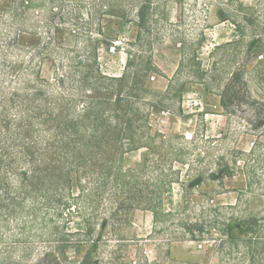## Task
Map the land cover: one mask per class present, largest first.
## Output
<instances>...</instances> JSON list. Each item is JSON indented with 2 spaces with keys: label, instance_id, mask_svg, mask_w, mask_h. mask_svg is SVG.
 Wrapping results in <instances>:
<instances>
[{
  "label": "rangeland",
  "instance_id": "rangeland-1",
  "mask_svg": "<svg viewBox=\"0 0 264 264\" xmlns=\"http://www.w3.org/2000/svg\"><path fill=\"white\" fill-rule=\"evenodd\" d=\"M96 2L0 0L1 15L25 12L20 42L65 102L14 134L40 157L7 186L18 200L0 197V264H264V0H154L140 39L144 0ZM147 199L163 200L157 227L133 207ZM235 204L227 216L259 225L226 260L216 232L178 231Z\"/></svg>",
  "mask_w": 264,
  "mask_h": 264
},
{
  "label": "trees",
  "instance_id": "trees-1",
  "mask_svg": "<svg viewBox=\"0 0 264 264\" xmlns=\"http://www.w3.org/2000/svg\"><path fill=\"white\" fill-rule=\"evenodd\" d=\"M96 1L94 0V4H97ZM54 2L55 0H53L51 5L52 11L59 9ZM142 3L135 10V17L139 25V39L144 35L147 26L151 22V16L155 14L156 10L153 7L154 0H144ZM104 6L107 8L105 12L110 14L111 8L108 4H104ZM19 11L13 10L6 14H0V138L4 140H0V197L8 196L15 202L18 200V195L7 192V186H16L17 184L15 183H24L30 178L35 168L38 167L40 156L35 155L32 150L24 152L15 150L14 143L16 139L14 134H24V130L33 121L40 118L51 119L54 116H59L60 110L63 109L65 103L61 102L63 95H55V90L50 88L53 81L43 78L39 71L36 73L34 63L38 58L32 52L36 49L25 47L21 44L20 34L22 29L19 27V20H21L23 15L25 16V12ZM62 11L54 12V14L56 13L54 15L55 29L65 21L64 11ZM49 29L51 32L52 27ZM79 63L81 64L82 62L79 61ZM216 64L215 62L214 65L216 66ZM95 65L97 66L96 61ZM72 74V71L62 73L61 76H57V82L66 86V80ZM75 81L77 82L75 88L80 87V80ZM69 88L72 89L74 87L71 85ZM68 90L67 87L66 91ZM60 118L61 116L56 120L58 121ZM35 141L37 144L39 140L37 141L36 139ZM218 173V175L217 173L211 174L212 180L223 181L225 177L232 176L231 173L225 171H219ZM204 180L205 177L200 175L195 178L197 182L194 185H201ZM136 203L133 207L145 208L154 213V227H157L160 220L159 216L162 213L165 214L162 207L163 200L161 202L158 199H147ZM237 206L238 204L228 207H214L212 209V218L202 222L180 218L179 224H181L182 227L180 229L182 230L178 231L184 230L185 233L190 235L192 240H204L206 239L205 236L216 232L220 235V238H218V255L223 258V253L227 251L228 247L231 250L239 247L246 240H243V234L247 231L255 233L259 225L257 216L238 217L234 216V214L227 216L224 212L225 208L233 209ZM182 213L183 211L169 212L167 215L175 216ZM244 254L243 252L242 255L244 256ZM221 260H226V258Z\"/></svg>",
  "mask_w": 264,
  "mask_h": 264
},
{
  "label": "crops",
  "instance_id": "crops-1",
  "mask_svg": "<svg viewBox=\"0 0 264 264\" xmlns=\"http://www.w3.org/2000/svg\"><path fill=\"white\" fill-rule=\"evenodd\" d=\"M138 27H139V25H138Z\"/></svg>",
  "mask_w": 264,
  "mask_h": 264
}]
</instances>
